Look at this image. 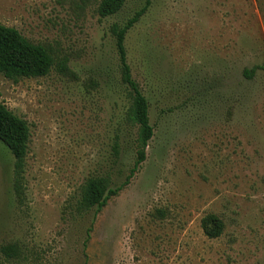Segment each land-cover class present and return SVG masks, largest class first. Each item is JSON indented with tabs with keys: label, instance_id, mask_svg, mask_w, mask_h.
Instances as JSON below:
<instances>
[{
	"label": "rangeland",
	"instance_id": "1",
	"mask_svg": "<svg viewBox=\"0 0 264 264\" xmlns=\"http://www.w3.org/2000/svg\"><path fill=\"white\" fill-rule=\"evenodd\" d=\"M99 1L0 0V25L69 68L0 77V100L30 129L19 195L0 142V264H264V70L243 74L264 64V0H150L125 47L154 136L95 216L77 209L85 182L119 186L136 159L109 28L146 0L105 19ZM209 214L219 238L203 233Z\"/></svg>",
	"mask_w": 264,
	"mask_h": 264
},
{
	"label": "trees",
	"instance_id": "2",
	"mask_svg": "<svg viewBox=\"0 0 264 264\" xmlns=\"http://www.w3.org/2000/svg\"><path fill=\"white\" fill-rule=\"evenodd\" d=\"M125 2L126 0H100L97 13L101 19L115 16L122 10ZM149 5L150 0H146L145 5L135 11L124 23H113L109 28L115 43L120 84L127 99L125 121L136 129V159L129 175L119 186L112 187L113 181L108 174L89 178L81 188L77 201V209L81 213L94 211L96 216L107 206L109 200L116 197L129 184L140 164L144 162L145 149L154 136L149 102L138 82L132 77L125 47L127 33L146 14ZM67 63L65 58H57L51 47L34 44L14 28L0 25V77L16 83L22 79L46 77L54 68L69 73ZM258 69L264 70V64L244 70L243 74L250 79ZM0 142L13 157V187L19 195L24 181L30 129L27 122L10 111L1 100ZM112 152L114 158H117L119 155L117 143L112 147ZM158 214L164 216L162 211H158ZM201 222L203 233L207 238L216 239L222 235L224 225L216 215L209 214ZM1 251L6 256H12L18 252V249L16 245L11 244L2 247Z\"/></svg>",
	"mask_w": 264,
	"mask_h": 264
}]
</instances>
